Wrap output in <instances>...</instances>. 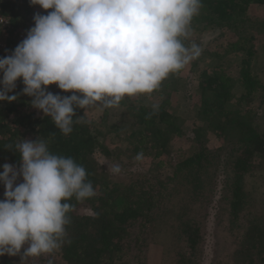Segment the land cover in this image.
Here are the masks:
<instances>
[{
    "label": "trees",
    "instance_id": "16d2710c",
    "mask_svg": "<svg viewBox=\"0 0 264 264\" xmlns=\"http://www.w3.org/2000/svg\"><path fill=\"white\" fill-rule=\"evenodd\" d=\"M262 6L264 0H202L184 40L188 47L195 44L199 55L152 93L125 96L114 107L99 103L98 118L76 109L68 135L31 106L32 97L22 93L18 80L9 93L18 94L17 100L0 101V166L19 167L15 145L43 139L53 154L72 157L86 169L95 194L68 201L70 223L58 250L23 261L5 254L0 264H48L49 259L54 264H150L149 253L159 258L158 264H264V45L256 44L264 18L249 15ZM49 11L29 0H0L12 32L25 37L34 14ZM215 29L223 38L235 33L236 41L220 43L222 51L200 48L201 33ZM20 42L9 40L0 57ZM228 56L235 59L233 68ZM184 70L191 74L183 77L189 74ZM192 80L190 140L177 148L174 141L182 131L174 94ZM47 87L54 94H72L56 84ZM252 105L262 107L257 108L262 118L257 126L244 115ZM119 106L124 119L110 121L111 108ZM101 128L114 134L117 151L106 145ZM210 134L221 139L219 147L209 148ZM95 152L122 165L127 159L140 161L146 171L114 175ZM3 193L0 184V199Z\"/></svg>",
    "mask_w": 264,
    "mask_h": 264
},
{
    "label": "clouds",
    "instance_id": "9594fccd",
    "mask_svg": "<svg viewBox=\"0 0 264 264\" xmlns=\"http://www.w3.org/2000/svg\"><path fill=\"white\" fill-rule=\"evenodd\" d=\"M34 26L10 54L0 57V101H15L20 80L31 106L50 116L65 135L76 109L114 107L125 96L152 93L199 55L185 45L202 0H29ZM56 84L71 95L54 94ZM80 122V121H76ZM19 167L4 163L0 184V256L52 254L65 241L68 202L92 197L86 169L53 154L43 139L15 145ZM113 173L121 171L113 165ZM22 177V182H17ZM48 264H54L52 259Z\"/></svg>",
    "mask_w": 264,
    "mask_h": 264
},
{
    "label": "rangeland",
    "instance_id": "374dc122",
    "mask_svg": "<svg viewBox=\"0 0 264 264\" xmlns=\"http://www.w3.org/2000/svg\"><path fill=\"white\" fill-rule=\"evenodd\" d=\"M249 15L251 16V18L257 17L258 21L262 20L264 18V6L259 7V9H250L249 11ZM194 37V36H193ZM237 39V35L233 32L231 34V36L228 37H222L219 34V30H205L201 33L200 38H199V46L200 48H207V49H213L214 48H220L219 51H222V48L220 47V43L225 44V42L228 41H236ZM245 41L244 39H241V42ZM258 46H263L264 45V32H259L257 34V43ZM230 58H228L229 61V66L230 67H234V63H235V59L232 56H228ZM261 59H263V54L261 53L260 55ZM207 60V59H205ZM209 61V60H208ZM207 63V62H205ZM231 64V65H230ZM207 70L209 71L210 68H207ZM185 73H189V74H185L183 75V77H188L191 73L190 72H186L185 70L182 71ZM182 77V78H183ZM196 81V78H194ZM193 79V80H194ZM184 80V79H183ZM193 80L192 82H186L184 81V84L181 85L180 90L174 94V101L175 103H177L178 105V119L177 122L179 123L178 126L180 128V131H182V134L180 136H178V138H176L175 142V147L177 148H183L185 147L188 142H189V136L191 135V130L189 125L187 124L188 121L190 120V105L191 102L194 100V97L192 96V92L195 90L193 85ZM141 96L140 94H137L135 96H133L132 98H137ZM255 108V109H254ZM257 108H262L260 106H254L252 105L251 109L249 111H244V115H245V119L251 123V125L253 126H257L258 123L261 124L262 121L259 116V111ZM257 109V110H256ZM256 110V111H255ZM102 111V105H100L99 103H97L96 105L93 106H89L88 108L85 109L86 114L91 117V118H98L99 114ZM124 108L119 106L116 108H111L110 112H109V117H110V121H114L119 123L121 120H123L124 118ZM103 131V138L105 140V143L107 146L109 147H113L112 149L114 151H117V145H112V144H116L114 143L112 140L115 139L114 138V134H112L111 132H104V128H101ZM106 129V128H105ZM206 142L207 145L209 146V148H217L220 146L221 144V139L216 138L213 134L208 135V137H206ZM95 157L97 158V160L104 165V167L112 174L116 175V174H135L138 172H142V171H146L145 165L140 162V161H133L128 160L127 159V163L125 164H121L119 163V161H115V160H108L104 155L100 154L99 152H95ZM113 165H119L121 171L119 173H113L111 171V168ZM221 215H223L224 217H227V212L226 210H220L219 211ZM153 254V253H152ZM151 253H149L148 255V262L150 264H158L159 263V258L158 257H153ZM152 256V257H151ZM203 264H207V261L204 260Z\"/></svg>",
    "mask_w": 264,
    "mask_h": 264
},
{
    "label": "built area",
    "instance_id": "2783aa9c",
    "mask_svg": "<svg viewBox=\"0 0 264 264\" xmlns=\"http://www.w3.org/2000/svg\"><path fill=\"white\" fill-rule=\"evenodd\" d=\"M12 24L8 17L0 12V49L7 47L9 40L15 38L22 41L25 35L22 32H12Z\"/></svg>",
    "mask_w": 264,
    "mask_h": 264
}]
</instances>
